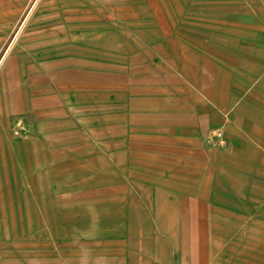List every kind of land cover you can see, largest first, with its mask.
Returning <instances> with one entry per match:
<instances>
[{
  "label": "rangeland",
  "instance_id": "rangeland-1",
  "mask_svg": "<svg viewBox=\"0 0 264 264\" xmlns=\"http://www.w3.org/2000/svg\"><path fill=\"white\" fill-rule=\"evenodd\" d=\"M62 2L25 0L19 16L0 24V59L7 50L0 83L12 67L22 97L13 128L21 139L35 137V151L24 152L39 198L25 211L15 257L22 264H180L191 249L190 204L204 197L221 114L264 66L256 1L113 7L67 0L76 19L49 25L48 12ZM42 102L49 117L37 115ZM204 201L205 226L229 221L224 208L213 212ZM203 243L243 245L228 237ZM197 259L264 264V249Z\"/></svg>",
  "mask_w": 264,
  "mask_h": 264
},
{
  "label": "crops",
  "instance_id": "crops-1",
  "mask_svg": "<svg viewBox=\"0 0 264 264\" xmlns=\"http://www.w3.org/2000/svg\"><path fill=\"white\" fill-rule=\"evenodd\" d=\"M97 1L113 7L129 4V0ZM255 1L253 14L263 29L264 40V0ZM66 3L67 0L60 3L58 12L57 9L48 12L49 25L67 24L76 19V9L65 6ZM198 3H192V11L197 13ZM24 4L25 0H0V24L19 16ZM206 8L211 10V6ZM3 73L0 94L3 90L6 93L0 101V264H22L15 255L18 240H21L25 211L29 215L39 200L33 159L28 156L29 152H24L25 149L35 151V137L28 134L29 138L21 139L18 137L20 130L13 128L15 114L22 102L21 91L14 69L5 66ZM36 108H39L36 110L38 116L49 117L48 104L42 102ZM221 117L220 135L215 142L218 146L210 154L204 197L192 200L190 204L191 249L189 256L180 264H197V256L204 254L254 255L264 249V66L253 83L243 90L236 103L222 112ZM204 200L214 207L213 212L220 213L221 207L226 214L230 213L229 221L215 219L208 223V227L205 226L202 221ZM4 224H13L12 229H5ZM227 237L239 240L243 245L207 247L203 243L206 239ZM225 248L230 250L224 251Z\"/></svg>",
  "mask_w": 264,
  "mask_h": 264
},
{
  "label": "bare ground",
  "instance_id": "bare-ground-1",
  "mask_svg": "<svg viewBox=\"0 0 264 264\" xmlns=\"http://www.w3.org/2000/svg\"><path fill=\"white\" fill-rule=\"evenodd\" d=\"M33 5H34V4H33ZM6 51H7V50H6ZM6 51L4 52L3 56L1 57L0 62L3 60V58H4L5 54H6Z\"/></svg>",
  "mask_w": 264,
  "mask_h": 264
}]
</instances>
